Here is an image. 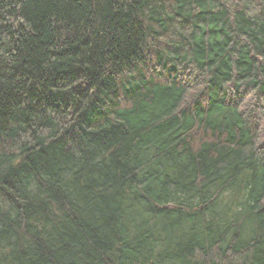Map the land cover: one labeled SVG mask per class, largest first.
Wrapping results in <instances>:
<instances>
[{"label":"trees","instance_id":"obj_1","mask_svg":"<svg viewBox=\"0 0 264 264\" xmlns=\"http://www.w3.org/2000/svg\"><path fill=\"white\" fill-rule=\"evenodd\" d=\"M0 264H264V0H0Z\"/></svg>","mask_w":264,"mask_h":264}]
</instances>
